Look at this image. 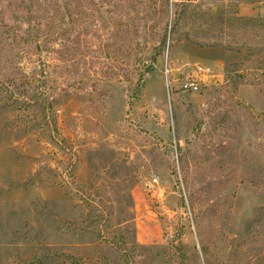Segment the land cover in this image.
<instances>
[{
  "label": "rangeland",
  "instance_id": "374dc122",
  "mask_svg": "<svg viewBox=\"0 0 264 264\" xmlns=\"http://www.w3.org/2000/svg\"><path fill=\"white\" fill-rule=\"evenodd\" d=\"M0 264H264V0H0Z\"/></svg>",
  "mask_w": 264,
  "mask_h": 264
},
{
  "label": "built area",
  "instance_id": "2783aa9c",
  "mask_svg": "<svg viewBox=\"0 0 264 264\" xmlns=\"http://www.w3.org/2000/svg\"><path fill=\"white\" fill-rule=\"evenodd\" d=\"M213 77L214 73L210 67L195 64L192 78L190 80L187 79L181 84V87H183L184 90H190L191 92L196 93L198 92L199 85L204 84L208 79H212ZM153 181L155 182L156 180L154 179Z\"/></svg>",
  "mask_w": 264,
  "mask_h": 264
}]
</instances>
